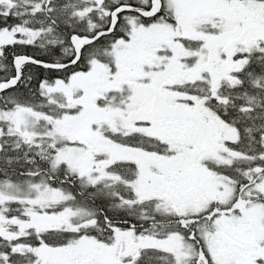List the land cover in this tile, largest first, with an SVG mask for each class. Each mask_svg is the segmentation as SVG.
Wrapping results in <instances>:
<instances>
[{
  "label": "snow or ice",
  "instance_id": "6c2138e0",
  "mask_svg": "<svg viewBox=\"0 0 264 264\" xmlns=\"http://www.w3.org/2000/svg\"><path fill=\"white\" fill-rule=\"evenodd\" d=\"M0 264H264V0H0Z\"/></svg>",
  "mask_w": 264,
  "mask_h": 264
}]
</instances>
